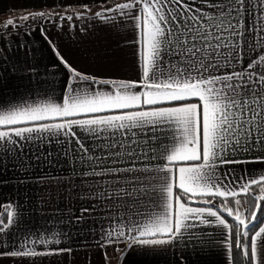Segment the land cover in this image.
I'll return each instance as SVG.
<instances>
[{"label":"snow or ice","instance_id":"6c2138e0","mask_svg":"<svg viewBox=\"0 0 264 264\" xmlns=\"http://www.w3.org/2000/svg\"><path fill=\"white\" fill-rule=\"evenodd\" d=\"M199 2L203 7H194L197 0H128L105 10L135 22L133 80L78 70L41 27L66 80L59 98L45 93L38 103L0 104V170L7 172L9 161L16 171L32 168V159L41 161L42 154L51 167L53 151L57 159L62 154L73 165L67 189L75 190L78 178L76 199L93 201L80 208L76 221L83 224L92 216L97 202L109 210L108 228L101 224V248L178 244L186 233L195 238L190 230L217 224L223 226L217 242L227 264H237L238 256L244 264H264V227L256 224L264 200V0ZM96 15L115 26L114 17ZM11 26L12 19L3 25ZM23 71L39 76L35 67ZM46 74L54 75L55 65ZM53 142L59 147L51 148ZM76 160L88 167L77 170ZM141 161L146 163L138 166ZM255 164L260 167H247ZM37 179L56 181V194L65 183L51 175ZM256 189L260 195L252 197ZM72 194L66 191L69 200ZM238 197H252L249 215L250 201ZM19 222L10 212L6 222L0 220V261L36 264L40 258L43 264L45 257L72 253L60 247L68 235L60 227L63 218L35 236L30 230L20 233L13 242L11 229ZM104 258L107 262V252ZM179 264H185L183 253Z\"/></svg>","mask_w":264,"mask_h":264},{"label":"crops","instance_id":"0c3cea01","mask_svg":"<svg viewBox=\"0 0 264 264\" xmlns=\"http://www.w3.org/2000/svg\"><path fill=\"white\" fill-rule=\"evenodd\" d=\"M126 2L128 0H0V104L11 107L38 103L47 98L45 93L57 98L61 96L67 73L56 58L48 40L53 41L61 55L80 71L117 81L136 79L137 45L131 42L135 39V22L125 19L118 12L105 11L108 8L114 9L117 3ZM194 7H203V4L197 0ZM41 12L50 15L48 18L37 17L35 20L20 19ZM97 12L110 18L114 17L115 26L106 23L103 17H98ZM60 16H71L72 20L60 19ZM8 19H12L15 26L3 27ZM41 27L47 30L48 40L41 35ZM249 55L255 56L256 52ZM13 65L16 66L15 69ZM53 65L55 74H46ZM26 67H35L39 76L23 71ZM52 89L55 91H51ZM58 147L55 142L51 145L53 149ZM51 159L54 161L51 167L42 154L41 161L32 159V168L16 171L11 166L14 161H9V170L7 172L0 170V220L6 222L7 214L10 212L14 220L20 221L11 229L10 239L13 242L20 233L30 230L35 236L50 228L53 219H64L60 227L68 235L62 237L60 247H70L73 251L71 254L45 257L43 264H179L181 253L185 257V264H227L225 250L217 242L223 226L217 224L200 225L190 230L195 233V238L189 239V234L186 233L185 240L178 244L136 245L129 250L126 244L118 243L101 248L99 245L105 242L101 224L108 228L109 210L100 206L103 201L97 202L95 213L83 224L78 223L75 217L81 214L80 208L91 205L93 201L82 202L76 199V192L79 190L78 178L77 188L67 189V177L72 174L73 165L66 163L62 154L57 159L55 150ZM144 163L146 162H138V166ZM75 167L80 170L81 167L87 168L88 165L85 163L82 166L81 162L76 160ZM247 167L259 168L260 165ZM49 175L65 181L60 194L55 193L56 181L46 179L41 182L37 179ZM21 179L24 180L23 183L19 182ZM66 191H72L71 200L67 198ZM190 206L211 207L194 203ZM220 214L222 217L227 215ZM69 217L72 218L71 223L67 222ZM226 220L229 222L227 218ZM260 227H264V222ZM258 230L259 228L256 231ZM0 239L4 237L0 236ZM185 244L188 245L187 248L184 247ZM12 246V243L8 245ZM117 247L121 249L120 252L114 251ZM37 250H40V246H37ZM105 252L109 257L107 262L104 258ZM0 264H10V261L3 260ZM28 264H31V260ZM36 264H40V258H37Z\"/></svg>","mask_w":264,"mask_h":264},{"label":"trees","instance_id":"16d2710c","mask_svg":"<svg viewBox=\"0 0 264 264\" xmlns=\"http://www.w3.org/2000/svg\"><path fill=\"white\" fill-rule=\"evenodd\" d=\"M260 195L259 189H256L255 191H253L252 193V197ZM252 197H240L239 199H248L250 201V204L248 206H246L248 208V211L245 212V215H249L250 212L254 209V203H252ZM217 201H214V203H216ZM261 204V209L259 211H257V216L259 217V219H257L256 224L258 226H261L264 222V200L259 202ZM194 205H202V204H198V203H194ZM229 223L234 224L235 221L232 219V217H227V215H224ZM259 227H257L254 231H256ZM238 251V250H237ZM237 264H244L243 258L242 256H238L237 257Z\"/></svg>","mask_w":264,"mask_h":264}]
</instances>
